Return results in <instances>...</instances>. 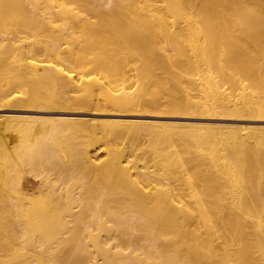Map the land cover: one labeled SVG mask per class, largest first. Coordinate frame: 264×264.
Listing matches in <instances>:
<instances>
[{
    "label": "bare ground",
    "instance_id": "bare-ground-1",
    "mask_svg": "<svg viewBox=\"0 0 264 264\" xmlns=\"http://www.w3.org/2000/svg\"><path fill=\"white\" fill-rule=\"evenodd\" d=\"M128 68L170 112L262 118L264 0H0V101H119ZM69 113L0 122V264H264L263 127Z\"/></svg>",
    "mask_w": 264,
    "mask_h": 264
},
{
    "label": "rangeland",
    "instance_id": "rangeland-1",
    "mask_svg": "<svg viewBox=\"0 0 264 264\" xmlns=\"http://www.w3.org/2000/svg\"><path fill=\"white\" fill-rule=\"evenodd\" d=\"M109 88L110 92L122 94V99L119 101H106L103 98V94L96 95V104L89 108H42L32 106H15L7 101H0V122L4 120L6 116L20 115V116H32V117H59L64 114V111H69V116L79 118L83 125L95 124V127L100 129L101 121H116V125L120 129H128L130 127L141 128V123H134L135 121H149V122H170V123H191V124H208V125H226V126H257L264 128V117L253 114L243 115H226V114H204L197 109L182 108L178 113L170 112L169 102L166 96H163L159 102L153 103L149 99L151 92L149 90L140 89L138 78L134 70L127 69L125 74L117 76L112 82H109L107 78L103 77ZM108 88V89H109ZM109 89V90H110ZM106 89V91H109ZM140 91V92H139ZM139 96L145 95L139 100H129L125 97L131 94H138ZM168 92V91H166ZM164 92V93H166ZM181 102H187V95L181 94ZM186 95V96H185ZM146 97V98H145ZM190 99H198L197 91L190 92ZM64 109V110H63ZM161 113V114H160ZM166 114H180V116H167L158 117L156 115ZM155 115V116H154ZM16 121H19L15 119ZM10 135H13L11 130L7 131ZM102 150H99L100 153ZM101 157V156H100ZM103 158V157H102ZM101 158V159H102ZM132 159V157H130ZM139 170H143V167H139ZM25 185L29 190L37 191L39 179L28 175L25 180Z\"/></svg>",
    "mask_w": 264,
    "mask_h": 264
}]
</instances>
